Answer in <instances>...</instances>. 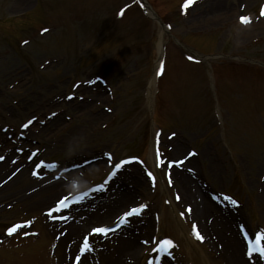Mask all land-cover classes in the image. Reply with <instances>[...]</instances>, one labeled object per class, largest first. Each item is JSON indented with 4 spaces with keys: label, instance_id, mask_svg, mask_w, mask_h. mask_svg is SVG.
Returning <instances> with one entry per match:
<instances>
[{
    "label": "rangeland",
    "instance_id": "obj_1",
    "mask_svg": "<svg viewBox=\"0 0 264 264\" xmlns=\"http://www.w3.org/2000/svg\"><path fill=\"white\" fill-rule=\"evenodd\" d=\"M151 1L168 32L138 0H0V264L43 243L46 264H113L116 232L141 249L124 264H230L196 234L194 197L240 264H264L246 253L264 243V0Z\"/></svg>",
    "mask_w": 264,
    "mask_h": 264
},
{
    "label": "bare ground",
    "instance_id": "obj_2",
    "mask_svg": "<svg viewBox=\"0 0 264 264\" xmlns=\"http://www.w3.org/2000/svg\"><path fill=\"white\" fill-rule=\"evenodd\" d=\"M78 106V104H77ZM77 109V107H75ZM152 152V151H151ZM152 154V153H151ZM51 182V181H50ZM187 183L182 187L185 189L184 194L185 198H188L189 194H191V191L189 189H186ZM42 185V186H41ZM60 184L58 182H51L47 184H40L39 186L35 188H41L37 193L35 200H33L30 204H33L34 206H38L39 204L43 202H47L50 200V198L53 196V193L59 188ZM24 195V194H21ZM40 199V200H39ZM195 206L191 207L190 214L192 217L196 220V228L197 229V235L202 240L205 241L206 237L210 238V240L214 241L218 246L221 248V255L223 256L230 264H240L241 260H243L240 256V251L237 247V243L233 240V238L227 233V231L222 227L218 220V218H214L212 216V211L206 209V201L203 199H199L198 197H194ZM118 199H115L114 196H110L108 198V203H110V206L106 211L110 210L112 206L116 204ZM40 201V203L38 202ZM121 212L114 216L112 218V221L115 220L118 216H120ZM180 218V217H179ZM225 230V232H224ZM65 233V236L61 237L60 244L63 242V244H69L71 242L68 241V237H66L68 230ZM112 235V234H111ZM206 235V237H205ZM42 238V237H41ZM112 241H109V247L107 250L109 252L113 253L114 259L113 264H124L127 262V258H131L133 256L139 255L141 252V249L139 245H137L135 242H133L131 239H129L125 235H120L118 232H116L115 235L111 236ZM28 243L31 242V240L27 241ZM133 242V243H132ZM27 243V244H28ZM44 246V243L42 244ZM62 245V244H61ZM43 246L36 250H30L33 247V245H29V247H25L24 251V257L23 258H17L16 264H46V262L42 259V255L45 253V250L43 251ZM217 246V247H218ZM68 247V246H67ZM5 249V247L3 248ZM7 249L16 250L17 252L21 251V247H8ZM31 251L32 253L28 252ZM125 251H128V255H124L123 253ZM29 253V254H28ZM123 254V255H122ZM27 256L29 258H27ZM72 264H75V262H72ZM80 264V263H78ZM83 264V263H82ZM162 264V263H161Z\"/></svg>",
    "mask_w": 264,
    "mask_h": 264
},
{
    "label": "snow or ice",
    "instance_id": "obj_3",
    "mask_svg": "<svg viewBox=\"0 0 264 264\" xmlns=\"http://www.w3.org/2000/svg\"><path fill=\"white\" fill-rule=\"evenodd\" d=\"M261 14L262 15H264V8H262V10H261ZM242 19H245V18H242ZM189 59H192V57H189ZM29 123H31V121H29ZM26 126V125H25ZM189 155H192V153H189ZM29 159H31V157H29ZM122 163H124L123 161H121V162H119V163H117L116 165H115V169H119L120 167H121V164ZM176 163H179V161H177ZM40 165H37V167H39ZM34 175H35V172L33 173ZM112 174L113 173H109V177H111L112 176ZM151 173H148V177L149 178H151ZM103 187V184H101V185H97V188H96V190L97 191H99V190H101V188ZM60 205L61 206H65V202H64V200H61L60 202ZM233 203H235V201H233ZM144 207H146L145 205H143V204H140L138 207H133L129 212H125V213H123L122 214V216L120 217V221H121V223H124L125 221H124V217H126V216H131V215H133V214H137V213H139V211L141 210V209H143ZM15 227H20V225H16V226H14L13 228H9L8 229V232H9V234H11L14 230H15ZM193 227H195V226H193ZM91 231L93 232V233H105V232H108L109 231V229L108 228H105V227H94V228H92L91 229ZM167 243H171L170 241H168ZM260 252H261V255L262 256H264V250H259ZM250 252H251V249H250Z\"/></svg>",
    "mask_w": 264,
    "mask_h": 264
}]
</instances>
